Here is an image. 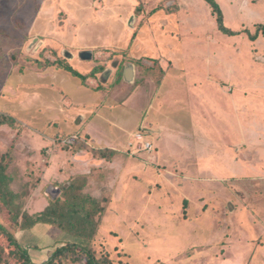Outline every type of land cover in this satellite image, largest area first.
<instances>
[{
	"label": "rangeland",
	"instance_id": "obj_1",
	"mask_svg": "<svg viewBox=\"0 0 264 264\" xmlns=\"http://www.w3.org/2000/svg\"><path fill=\"white\" fill-rule=\"evenodd\" d=\"M216 1L226 27L254 33L264 25V0ZM83 50L89 60L79 57ZM263 56L262 35L254 42L222 33L204 0H0V116L12 121L0 125V155L11 159L12 188L28 192L31 211L42 209L59 193L56 174L41 182L50 157L57 164L62 151H84L97 163L99 145L85 130L100 128L120 141L115 170L93 190L108 199L90 243L97 256L111 264H264ZM60 58L81 73L97 71L82 83L44 66ZM179 105L191 110L199 137L194 169L158 158L149 123L185 120L189 128ZM141 129L155 149L132 154L125 133ZM39 193L46 201L35 208ZM6 216L0 204L3 227ZM14 235L34 262L74 240L45 224ZM0 245L12 248L3 236ZM62 264L86 263L82 256Z\"/></svg>",
	"mask_w": 264,
	"mask_h": 264
},
{
	"label": "trees",
	"instance_id": "obj_2",
	"mask_svg": "<svg viewBox=\"0 0 264 264\" xmlns=\"http://www.w3.org/2000/svg\"><path fill=\"white\" fill-rule=\"evenodd\" d=\"M204 1L214 13L217 28L222 33L232 36L244 32L247 33L251 41L256 40L259 35L264 38V25L258 24L254 33L249 32L248 29L233 30L225 26L223 14L217 1ZM63 57L67 58L64 53ZM64 58L59 60L46 59L44 66L56 65L61 67L71 75L78 77L82 83H85L89 75L94 76L97 71L95 68L89 74L81 73L66 63ZM3 123L11 124L12 121L3 115L0 116V125ZM140 131L142 132V129ZM74 147L76 150L84 149V142ZM94 152L98 158L108 161L116 154L115 150L109 148H98ZM10 166L11 159L6 158L5 155H0V204L6 210V221L8 222V227L0 225V236L6 237L12 247L7 252L0 245V263L4 262L5 264L11 257L18 259L23 264H62V260L68 259V257L72 263H75L84 256L86 264H111L109 258L104 255L97 256L90 246L108 202V199L104 198L106 193L102 195V192L100 196L93 193V190L104 184L106 177L103 179V173L98 175L94 182L90 179V174H76L64 181L54 182L59 193L55 197H48L47 195V203L44 207L37 211H31L28 206L24 205L23 199L27 197L28 192L25 190L16 191L11 186L14 175L9 172ZM37 224H45L58 229L60 233L64 232L74 240L57 246L46 260L34 262L30 257L28 248L17 241L14 232L20 229H32Z\"/></svg>",
	"mask_w": 264,
	"mask_h": 264
},
{
	"label": "crops",
	"instance_id": "obj_3",
	"mask_svg": "<svg viewBox=\"0 0 264 264\" xmlns=\"http://www.w3.org/2000/svg\"><path fill=\"white\" fill-rule=\"evenodd\" d=\"M256 40H254V42ZM166 77L167 76L165 75L164 78L162 79V82L160 83V85L158 87L159 90H161V91H162V88L165 84L164 80L167 79ZM151 108H152V106H151ZM178 109H183V111H186L188 113L187 114L186 112H183V113H186L188 115V117L186 116V114L184 115V117L183 116L182 117L185 118L187 122L189 119V122H190V123L188 122L189 128L181 126L182 122L185 123V120H182V121L179 120V122L177 121L178 123H174L175 125L170 124L168 122L166 123V121H165V123L162 124L161 121H158V118H155L153 121H149V123L152 125L151 126V128L153 129L152 132L157 137V142H155L156 143L155 145L158 148L157 155L159 154L158 158L160 157V159H162L163 161H167V162L172 163V164L180 163L181 166H186V167L190 166L189 164H192L193 169H194V164L196 167V164H198L201 161L200 157H199V154L201 151L199 137L195 136L196 130L194 129L193 124L191 123V121H192L191 110L188 107L183 108L181 105H179ZM155 111L159 114L162 113V111L159 112V110L157 111V109ZM191 124H192V126L190 129ZM243 126H244V124H243ZM243 126H242V128H243ZM119 130L123 131V128L119 127ZM85 131H86L85 132L86 134L90 135L89 140L91 141V143L99 145V148H109V149L115 150V148L119 144L118 142L120 140L117 139L120 137L119 135H118V137L116 136V138L114 137V138L108 139L107 136L105 137L101 134L100 128L98 129L97 135H93L91 132H89L88 128ZM135 131H137V130H135ZM135 131H133V132L127 131V133H125V134H127V135L129 134V136L131 135L133 137L132 133L135 134L136 133ZM107 135H109L108 132H107ZM164 138L168 140L167 144H165ZM198 146H199V149H198ZM61 154L63 155V157L60 158V160L64 159L63 162L60 161L61 163L59 162L56 164L55 161L58 158L57 156L56 157H54V156L50 157V160H48V164L45 165V167H44V173L45 174H44V176H42L41 182L45 181L46 173L48 171H50L53 174H56V176L55 175H53V176H54V180L57 182L64 181L67 178H70L76 174H90V179L92 180V182H94L97 179V178L95 179L94 175L98 176L99 173H103L104 175H106V170L109 173L112 172L113 170H115L114 164H112V162H113L112 159L110 161H108V160L99 158V161L97 163L96 162L94 163V162H92L91 159L84 158L82 156V155H84V151H75V152H64V151H62ZM114 156H117V155H114ZM129 163L131 165H133V163L131 161H129ZM62 164H64V167L67 166L66 170L63 172L61 171V168H63ZM100 166H102V167H100ZM120 169H122V168H120ZM183 169H185V168H183ZM187 170L188 169H186V171ZM62 173L64 175H62ZM184 173H185V171H184ZM45 201H46V197L43 194L39 193V198H38V201L35 205V208H38L41 205H43L45 203ZM27 206L29 208L31 207L30 204H28Z\"/></svg>",
	"mask_w": 264,
	"mask_h": 264
},
{
	"label": "built area",
	"instance_id": "obj_4",
	"mask_svg": "<svg viewBox=\"0 0 264 264\" xmlns=\"http://www.w3.org/2000/svg\"><path fill=\"white\" fill-rule=\"evenodd\" d=\"M76 139V136H72L71 138L65 139L64 143L72 144ZM129 145L132 154H137L139 152H152L155 149L154 143L141 131L134 134L133 140Z\"/></svg>",
	"mask_w": 264,
	"mask_h": 264
},
{
	"label": "water",
	"instance_id": "obj_5",
	"mask_svg": "<svg viewBox=\"0 0 264 264\" xmlns=\"http://www.w3.org/2000/svg\"><path fill=\"white\" fill-rule=\"evenodd\" d=\"M64 55L66 56V57H71V54H69L68 52H64ZM79 57L80 58H82V59H87V60H89L91 57H92V52H91V50H83V51H81L80 53H79ZM130 65V64H129ZM108 73H109V70H105L104 72H103V77L104 78H107V76H108ZM125 76L128 78V79H130L131 77H132V71H131V69H130V66H127L126 68H125Z\"/></svg>",
	"mask_w": 264,
	"mask_h": 264
}]
</instances>
